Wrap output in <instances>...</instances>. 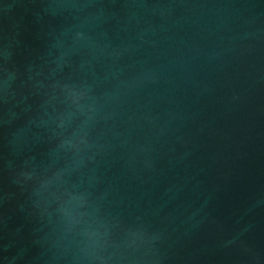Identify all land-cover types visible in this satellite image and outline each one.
I'll list each match as a JSON object with an SVG mask.
<instances>
[{"label":"water","instance_id":"1","mask_svg":"<svg viewBox=\"0 0 264 264\" xmlns=\"http://www.w3.org/2000/svg\"><path fill=\"white\" fill-rule=\"evenodd\" d=\"M0 264H264V0H0Z\"/></svg>","mask_w":264,"mask_h":264}]
</instances>
